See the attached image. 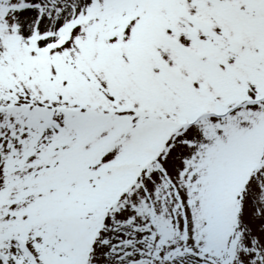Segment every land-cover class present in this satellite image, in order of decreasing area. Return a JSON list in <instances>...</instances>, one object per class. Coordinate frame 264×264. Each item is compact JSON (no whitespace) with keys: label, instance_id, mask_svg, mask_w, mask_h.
I'll list each match as a JSON object with an SVG mask.
<instances>
[{"label":"snow or ice","instance_id":"6c2138e0","mask_svg":"<svg viewBox=\"0 0 264 264\" xmlns=\"http://www.w3.org/2000/svg\"><path fill=\"white\" fill-rule=\"evenodd\" d=\"M0 264H264V0H0Z\"/></svg>","mask_w":264,"mask_h":264}]
</instances>
